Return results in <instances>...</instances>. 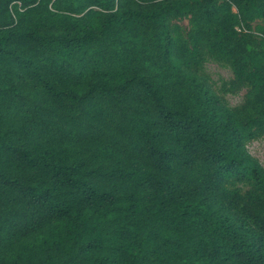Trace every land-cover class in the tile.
Masks as SVG:
<instances>
[{"label": "trees", "instance_id": "trees-1", "mask_svg": "<svg viewBox=\"0 0 264 264\" xmlns=\"http://www.w3.org/2000/svg\"><path fill=\"white\" fill-rule=\"evenodd\" d=\"M263 136L264 0H0V264H264Z\"/></svg>", "mask_w": 264, "mask_h": 264}, {"label": "rangeland", "instance_id": "rangeland-1", "mask_svg": "<svg viewBox=\"0 0 264 264\" xmlns=\"http://www.w3.org/2000/svg\"><path fill=\"white\" fill-rule=\"evenodd\" d=\"M261 23L256 22L253 24V29L256 25ZM171 26L177 27L179 33L185 35L188 29V19L182 18L172 22ZM256 30V28H255ZM203 75L206 82L210 87L220 94L223 84L228 85L229 81L233 79L232 73L229 68L220 65L216 62H208L204 65ZM227 104L234 108L240 106L245 100V91L240 90L233 93L224 95ZM246 149L253 158L259 161L260 165L264 168V136L260 139L251 141L247 144Z\"/></svg>", "mask_w": 264, "mask_h": 264}]
</instances>
